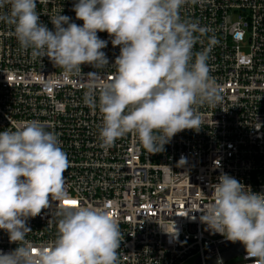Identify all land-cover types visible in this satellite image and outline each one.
<instances>
[{"label":"clouds","instance_id":"clouds-1","mask_svg":"<svg viewBox=\"0 0 264 264\" xmlns=\"http://www.w3.org/2000/svg\"><path fill=\"white\" fill-rule=\"evenodd\" d=\"M201 2L76 0L72 11L82 25L60 12L49 16V29L37 0H0V23L11 27L20 48L33 58L47 57L65 75L87 79L84 103L101 114L102 148L131 134L155 154L176 134L198 132L204 123L199 108L223 99L210 74L215 37L194 51L208 30L181 16L185 5ZM98 32H107L113 47L119 46L111 65L103 51L108 40ZM83 65L94 71L83 72ZM109 66L115 73L102 80ZM185 163L181 157L177 165ZM69 167L58 135L46 123L28 120L0 131V230L17 245L0 250V264H119V221L104 206L77 202L65 187ZM209 191L210 202L197 210L206 230L241 243L246 259L264 264V191L254 192L225 172ZM42 210L55 217L56 236L37 249L27 239L28 221ZM167 233L178 237L175 225Z\"/></svg>","mask_w":264,"mask_h":264},{"label":"built area","instance_id":"built-area-1","mask_svg":"<svg viewBox=\"0 0 264 264\" xmlns=\"http://www.w3.org/2000/svg\"><path fill=\"white\" fill-rule=\"evenodd\" d=\"M75 2L37 0V11L49 29V16L60 12L82 25L72 11ZM181 16L208 30L194 51L215 37L210 74L223 99L199 108L204 123L198 132L176 134L155 154L131 134L105 150L98 140L101 114L84 103L87 79L65 75L47 57L33 58L5 23H0V131L40 120L58 135L70 161L66 190L78 203L106 207L120 223L119 264H183L191 258L201 264L211 258L217 264H252L245 251L223 262L220 249L232 242L206 230L197 210L210 202L209 186L221 172L264 191V0H202L185 5ZM98 36L108 40L103 51L111 65L119 46L113 47L107 32ZM82 71L94 69L83 65ZM114 73L109 66L101 79ZM181 157L183 166L177 165ZM174 225L178 237L167 233ZM28 226L27 239L37 249L55 239L49 210L30 218ZM16 246L0 230V250Z\"/></svg>","mask_w":264,"mask_h":264},{"label":"water","instance_id":"water-1","mask_svg":"<svg viewBox=\"0 0 264 264\" xmlns=\"http://www.w3.org/2000/svg\"><path fill=\"white\" fill-rule=\"evenodd\" d=\"M244 251H245L244 246L239 242L225 245L223 248L220 249L221 259L223 260V262H226L227 260L241 254ZM192 264H201V263H199L198 259H196L193 261ZM204 264H217V260L215 258H211L206 260Z\"/></svg>","mask_w":264,"mask_h":264},{"label":"rangeland","instance_id":"rangeland-1","mask_svg":"<svg viewBox=\"0 0 264 264\" xmlns=\"http://www.w3.org/2000/svg\"><path fill=\"white\" fill-rule=\"evenodd\" d=\"M194 261L193 258L186 260L183 264H192Z\"/></svg>","mask_w":264,"mask_h":264},{"label":"snow or ice","instance_id":"snow-or-ice-1","mask_svg":"<svg viewBox=\"0 0 264 264\" xmlns=\"http://www.w3.org/2000/svg\"><path fill=\"white\" fill-rule=\"evenodd\" d=\"M66 203H69V202H66Z\"/></svg>","mask_w":264,"mask_h":264}]
</instances>
